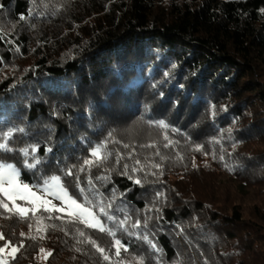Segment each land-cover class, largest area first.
<instances>
[{
	"label": "trees",
	"instance_id": "1",
	"mask_svg": "<svg viewBox=\"0 0 264 264\" xmlns=\"http://www.w3.org/2000/svg\"><path fill=\"white\" fill-rule=\"evenodd\" d=\"M13 125L28 133L14 147L39 143L44 161L5 154L20 179L82 165L85 193H69L128 220L100 216L114 238L44 204L24 219L0 205V247L24 242L0 264H40V249L43 264H264V0H0V127Z\"/></svg>",
	"mask_w": 264,
	"mask_h": 264
},
{
	"label": "snow or ice",
	"instance_id": "2",
	"mask_svg": "<svg viewBox=\"0 0 264 264\" xmlns=\"http://www.w3.org/2000/svg\"><path fill=\"white\" fill-rule=\"evenodd\" d=\"M55 115V113H54ZM161 126H164V121H159ZM54 130L49 129V139L51 138V134ZM27 129L22 126L13 125L11 127H0V193H3L4 197L8 198L12 201V207L9 208L8 203H6L3 199H0V205L9 212L18 215L21 219L27 217L29 212L35 214L37 211L36 203L41 199L40 196L37 195V192L41 193H48L52 195L54 198L61 200L62 202H66L69 208L74 210L75 215L80 219L81 223H84L86 227L89 228H98L100 232H108L109 235L112 237H116V231L111 228H106L105 224L100 219V216H104L109 221H113L117 224L118 227L123 228L124 224L128 220L127 215H125L124 219L120 220L117 219L114 215L109 214V208L111 205L105 206L104 204L95 205L92 201L88 200L87 196H84V202H78L76 198V194L69 193V188L75 187L79 190L81 195H84L85 189L80 186L81 178L79 172H83L85 169L84 167L78 166L76 164L68 165L64 164L63 168H60L59 174L51 175L47 178L41 177L42 185L41 184H33L30 185L29 183L25 182L24 180L20 179L21 171L18 163L11 162L4 158L5 154L15 153L16 155L20 156L21 162L23 166L29 170H38V165L42 164L44 161L40 157L36 155L38 150L40 149L39 143H26L23 147H14L16 144L17 139L20 136H26ZM111 134H109L110 136ZM107 143L106 141L101 142V144L94 146L90 149L89 155L91 157H97L99 149ZM127 147V145H125ZM53 151L51 146H45L44 152L51 153ZM107 157H105L106 159ZM92 163L89 159L83 160V165H88ZM139 163V161H137ZM136 168L131 169V173L136 172ZM129 172L128 165H124V171L121 173L122 175L128 176L129 179H133V176ZM73 177L72 180L67 181V177ZM97 180H106L109 179L108 176H97ZM135 183L139 185L141 183L140 179H136ZM88 186L94 188V184L92 179L89 178ZM35 189V191L33 190ZM55 189V190H53ZM98 191V190H97ZM158 196L161 195L160 193L157 194ZM22 200L25 204L30 205V207H25L24 205L17 204L16 200ZM50 200H44V205H50ZM87 205V206H85ZM55 207V206H53ZM93 208H98V212H93ZM45 211H51L50 208L45 207ZM56 211H64V208H56ZM71 215V213H70ZM161 216H157V219H161ZM150 217H144L143 225L147 228V224ZM141 226V220L137 219L134 224H132V228H139ZM125 232L129 236L136 235V233L129 232L127 229H124ZM21 236L25 234L23 232L20 233ZM83 235V233H81ZM138 238L146 241L149 247L152 249L154 253L157 254L158 259H162V249L158 247L157 243L153 242L149 236L144 235L143 233L138 234ZM5 237L2 233H0V240H4ZM93 246L96 247L97 251L102 254L104 261H109L110 257L105 252L103 247L95 244V241H91ZM24 247V242L21 241L19 247L12 244L9 240L4 244L3 247H0V253H4L6 249L10 248L9 255L12 256L13 259L16 258V253L20 251L21 248ZM113 247H115V256L119 257L121 254V248L124 249L125 252L128 251V245L122 243L121 239H114ZM41 252L44 249H40ZM51 255V253H49ZM143 261V257H141ZM119 264H123V261H120Z\"/></svg>",
	"mask_w": 264,
	"mask_h": 264
},
{
	"label": "rangeland",
	"instance_id": "3",
	"mask_svg": "<svg viewBox=\"0 0 264 264\" xmlns=\"http://www.w3.org/2000/svg\"><path fill=\"white\" fill-rule=\"evenodd\" d=\"M33 190L35 191V189H33ZM53 190H55V189H53ZM0 195L2 196L3 200L6 203H8L9 208H11L12 207V201L9 200L8 198L4 197L3 193H0ZM37 195L40 196L41 199L39 201H37L36 207H38L40 204H44V200H50L51 201V204L50 205H47V206H49L52 210H56V208L63 207L64 208V211H59V212L65 214V215L72 216V217H75V218L79 219L75 215L74 210L72 208H69L67 206V203L66 202H62L61 200L54 198L52 195H50V194H48L46 192L45 193L37 192ZM16 203L17 204L24 205L25 207H30V205L25 204L24 201L19 200V199L16 200ZM53 206H55V207H53ZM70 213H71V215H70ZM32 228L33 227L30 226L27 229L28 230H31ZM9 252H10V250H6L4 253L5 254L6 253L9 254ZM45 256H46V252L45 251H43V252L40 253V264H43V261H44Z\"/></svg>",
	"mask_w": 264,
	"mask_h": 264
}]
</instances>
